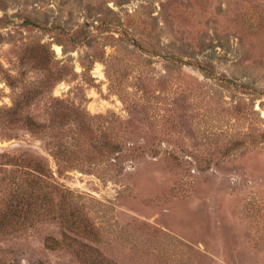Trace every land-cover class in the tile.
I'll return each instance as SVG.
<instances>
[{"label":"rangeland","instance_id":"374dc122","mask_svg":"<svg viewBox=\"0 0 264 264\" xmlns=\"http://www.w3.org/2000/svg\"><path fill=\"white\" fill-rule=\"evenodd\" d=\"M72 241L264 264V0H0V264Z\"/></svg>","mask_w":264,"mask_h":264},{"label":"trees","instance_id":"16d2710c","mask_svg":"<svg viewBox=\"0 0 264 264\" xmlns=\"http://www.w3.org/2000/svg\"><path fill=\"white\" fill-rule=\"evenodd\" d=\"M12 224H16L18 220H12ZM75 241L68 242L67 245L71 247L72 251L75 253V255L78 257V259L83 264H115L112 263L110 260L100 256L99 254H86L85 250H91L93 248L91 247H82L80 244L78 245ZM44 244L48 248H55L59 245V241L55 239L54 237L48 236L44 240ZM6 264H16L15 262H7Z\"/></svg>","mask_w":264,"mask_h":264}]
</instances>
